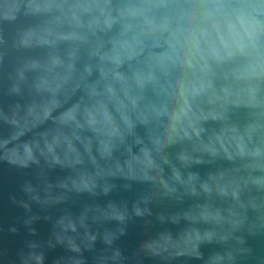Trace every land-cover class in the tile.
<instances>
[{
  "label": "water",
  "instance_id": "obj_1",
  "mask_svg": "<svg viewBox=\"0 0 264 264\" xmlns=\"http://www.w3.org/2000/svg\"><path fill=\"white\" fill-rule=\"evenodd\" d=\"M0 264H264V0H0Z\"/></svg>",
  "mask_w": 264,
  "mask_h": 264
}]
</instances>
